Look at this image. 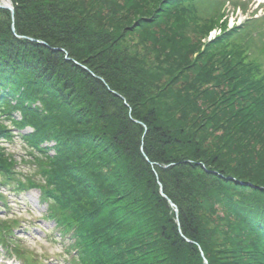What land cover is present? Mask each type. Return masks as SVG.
Masks as SVG:
<instances>
[{"label": "trees", "instance_id": "1", "mask_svg": "<svg viewBox=\"0 0 264 264\" xmlns=\"http://www.w3.org/2000/svg\"><path fill=\"white\" fill-rule=\"evenodd\" d=\"M10 2L0 187L52 203L76 264H264V19L205 43L226 1ZM17 137L35 178L6 152Z\"/></svg>", "mask_w": 264, "mask_h": 264}, {"label": "rangeland", "instance_id": "2", "mask_svg": "<svg viewBox=\"0 0 264 264\" xmlns=\"http://www.w3.org/2000/svg\"><path fill=\"white\" fill-rule=\"evenodd\" d=\"M226 1L224 17L218 20L216 28L209 32L201 42L214 39L216 34H219L221 22L224 21L226 27L239 25L240 22L248 19V17L255 19V17L264 15V0H221ZM1 5L12 6L10 0H0ZM237 5V6H236ZM244 5L245 10L237 7ZM259 25V24H257ZM218 30V31H215ZM222 31V30H221ZM189 36L192 42H197L201 34H196V30L189 31ZM254 35V34H253ZM257 40V39H256ZM129 48L132 53L138 52L141 57L143 52L148 54L150 60H155L153 51L145 50L143 43L137 39L131 40L124 45ZM163 60V57L160 61ZM6 152L14 156L18 163L17 171L21 178L33 177L35 178L37 168L32 162L30 149L23 143L20 138H16L12 143L5 144ZM15 178V177H14ZM37 178H39L37 176ZM16 183L10 182L5 186L0 187L4 194L8 206L2 207L0 210V221L7 220V227L14 226L15 222L18 224L13 232V237L10 239L11 246H16L21 251L24 250V255L38 259L36 264H70L72 261V254L68 252L69 238L64 237L63 240L58 239V232L61 229L57 228L56 222L46 218L49 212V204L43 202L41 192L38 190L17 191ZM247 192V191H246ZM250 192H247L249 195ZM223 217V211L214 215L213 218ZM218 223H212L215 227ZM220 229V228H219ZM6 250L0 245V264H23L21 259L15 256H8ZM26 257V255H25ZM27 258V257H26Z\"/></svg>", "mask_w": 264, "mask_h": 264}, {"label": "water", "instance_id": "3", "mask_svg": "<svg viewBox=\"0 0 264 264\" xmlns=\"http://www.w3.org/2000/svg\"><path fill=\"white\" fill-rule=\"evenodd\" d=\"M0 8L8 9V10L11 11L12 13H14V8H13L12 6L1 5V4H0ZM172 205H174V204H172Z\"/></svg>", "mask_w": 264, "mask_h": 264}]
</instances>
